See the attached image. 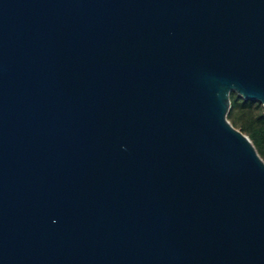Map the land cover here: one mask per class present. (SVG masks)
Returning a JSON list of instances; mask_svg holds the SVG:
<instances>
[{"label": "water", "instance_id": "95a60500", "mask_svg": "<svg viewBox=\"0 0 264 264\" xmlns=\"http://www.w3.org/2000/svg\"><path fill=\"white\" fill-rule=\"evenodd\" d=\"M264 0H0V264H264Z\"/></svg>", "mask_w": 264, "mask_h": 264}, {"label": "trees", "instance_id": "16d2710c", "mask_svg": "<svg viewBox=\"0 0 264 264\" xmlns=\"http://www.w3.org/2000/svg\"><path fill=\"white\" fill-rule=\"evenodd\" d=\"M229 122L250 138L264 160V106L254 100H245L237 93L230 95Z\"/></svg>", "mask_w": 264, "mask_h": 264}]
</instances>
